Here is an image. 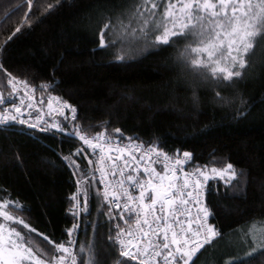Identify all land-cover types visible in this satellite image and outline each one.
I'll use <instances>...</instances> for the list:
<instances>
[{
  "label": "trees",
  "instance_id": "1",
  "mask_svg": "<svg viewBox=\"0 0 264 264\" xmlns=\"http://www.w3.org/2000/svg\"><path fill=\"white\" fill-rule=\"evenodd\" d=\"M139 2L33 0L29 10L27 0H0V88L6 95L10 91L4 69L36 86L38 98L39 85L52 82L49 91L73 104L77 121L93 134L119 127L120 141L133 137L146 146L158 144L173 157L190 151L192 168L208 165L206 172L231 163L237 175L230 182L210 178L206 186L210 222L221 235L201 249L194 264H264V248L246 256L250 244L217 251L224 241L264 222V31L248 52L241 77L232 81H216L210 74L204 79L181 62L177 52L184 40L138 47L141 51L117 60L116 48L99 45L100 29L118 17L127 24ZM48 3L54 6L45 10ZM104 31L106 40L114 39L111 27ZM51 119L67 125L63 117ZM79 144L55 130L0 126V198L8 193L18 200L27 209L21 215L57 242L67 240L66 230L77 219L70 212L77 177L62 156ZM101 205L106 211L93 189L90 213H81L74 234L77 249L89 239L102 264H138L120 257L119 246L108 239L115 236V220L98 212ZM39 241L50 247L42 237Z\"/></svg>",
  "mask_w": 264,
  "mask_h": 264
},
{
  "label": "snow or ice",
  "instance_id": "2",
  "mask_svg": "<svg viewBox=\"0 0 264 264\" xmlns=\"http://www.w3.org/2000/svg\"><path fill=\"white\" fill-rule=\"evenodd\" d=\"M27 6L31 10L33 0H27ZM53 6L48 3L45 10ZM133 22L136 26H132ZM110 27L114 37L111 41L105 39L104 31ZM15 31H20V27ZM262 31L264 0H143L132 6L128 24L119 17L116 24H103L99 45L113 46L115 58L123 60L137 51L136 45L141 42L145 46H171L184 40V47L177 52L181 62L200 72L204 79L210 74L216 81H232L241 77L247 64L245 56ZM4 73L10 91L6 95L0 88V126L18 123L42 132L55 130L80 144L62 156L77 177L70 205V212L77 219L66 230L67 240L57 242L38 231L21 215L27 209L5 193L0 198V264H102L92 240L80 242L77 249L74 238L81 213H90L89 195L93 189L107 205L106 211L101 205L98 212L110 221L118 218L125 225L116 223L115 236L109 235L108 239L119 246L120 257L138 264H194L201 249L221 235L210 222V209L202 203L208 165L186 169L192 159L190 151L173 157L158 144L145 146L133 137H127L128 143L122 145L119 127L103 128L93 134L81 127L73 104L49 91L54 87L52 82L39 85L42 95L36 101V86L7 69ZM43 93H47L48 115L63 117L67 125L59 119H45L40 107L45 103ZM216 95L220 97L219 92ZM34 108L39 114L33 115L30 110ZM81 160L87 161L85 167ZM157 163L163 165L162 170L155 167ZM211 172L221 178L227 173L226 182L237 175L231 163L223 168L213 166ZM193 207L197 209L195 215ZM250 231L253 242L264 248V229L258 234ZM40 237L50 247H44Z\"/></svg>",
  "mask_w": 264,
  "mask_h": 264
},
{
  "label": "rangeland",
  "instance_id": "3",
  "mask_svg": "<svg viewBox=\"0 0 264 264\" xmlns=\"http://www.w3.org/2000/svg\"><path fill=\"white\" fill-rule=\"evenodd\" d=\"M143 0H140V3H142ZM128 24V23H127ZM132 26H136L135 25V22H133ZM256 38V37H255ZM254 38V40H255ZM254 43V42H253ZM136 47L138 48H141L143 50V48H146V46L143 44V42H141L139 45H136ZM141 49H138L137 52L141 51ZM251 50V49H250ZM249 50V51H250ZM248 54V53H247ZM246 54V56H247ZM193 56H195V54H193ZM246 56H245V59H246ZM41 97H37L36 96V101H39ZM36 101H34V103H36ZM44 105H41L40 107H43L44 109V114H45V119L48 120L51 119V118H54L56 116H49L48 115V110H47V107H46V103H47V98L44 99ZM30 111L34 112L36 114H39L38 112V109L37 108H34V109H31ZM207 173L209 174V178H221L219 175L215 174V173H212L211 171H207ZM222 179H228V176H227V173H225V177L222 178ZM250 229H253L257 232V234L259 233V230L261 229H264V222H259V224H255L251 227H248L244 232H240L239 235H237L236 237H231L229 240H226L224 241L218 248H217V251H222L224 247H231V248H237V250H241V248H243L244 246H251L252 248L246 253V256L248 255H251L257 251H259L260 249H263L261 248L258 244L254 243L253 240H252V231H250ZM255 248V252L252 251V249ZM245 256V255H244Z\"/></svg>",
  "mask_w": 264,
  "mask_h": 264
},
{
  "label": "built area",
  "instance_id": "4",
  "mask_svg": "<svg viewBox=\"0 0 264 264\" xmlns=\"http://www.w3.org/2000/svg\"><path fill=\"white\" fill-rule=\"evenodd\" d=\"M120 143L123 145V144L128 143V141H120ZM138 143H139V142H138ZM145 146H146V145H145ZM138 155H139V154H138ZM181 155H182V154H181ZM153 159H155V157H153ZM191 163H192V159H191V161H190L189 163H187V164L185 165V168L188 169V170H191V169H192V165H191ZM155 167H157V169H159V170H162L163 165H162L161 163H157V164L155 165ZM202 179H203V178H202ZM208 183H209V178H208L207 181L205 182V184H204V186H203V190H202V203L205 204V205H206V186L208 185ZM157 208H159V205H157ZM114 211H116L117 213L119 212V210H114ZM196 212H197V209H196L195 207H193V208H192V213H193V215H195ZM125 215L127 216V215H129V214H128V213H125ZM133 219H135L134 216H133ZM209 219H210V218H209ZM116 223H119L121 226H125L124 223H123V221L119 220L118 218L115 219V224H116ZM132 228H133V230H135V224H132ZM205 246H206V245H205Z\"/></svg>",
  "mask_w": 264,
  "mask_h": 264
}]
</instances>
